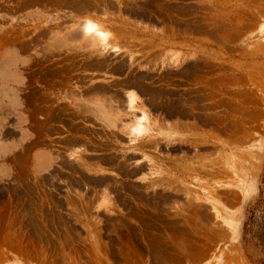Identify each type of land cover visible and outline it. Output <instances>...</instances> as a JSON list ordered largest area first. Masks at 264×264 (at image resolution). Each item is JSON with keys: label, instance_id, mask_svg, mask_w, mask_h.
I'll use <instances>...</instances> for the list:
<instances>
[{"label": "rangeland", "instance_id": "374dc122", "mask_svg": "<svg viewBox=\"0 0 264 264\" xmlns=\"http://www.w3.org/2000/svg\"><path fill=\"white\" fill-rule=\"evenodd\" d=\"M263 175L264 0H0V264H262Z\"/></svg>", "mask_w": 264, "mask_h": 264}, {"label": "trees", "instance_id": "16d2710c", "mask_svg": "<svg viewBox=\"0 0 264 264\" xmlns=\"http://www.w3.org/2000/svg\"><path fill=\"white\" fill-rule=\"evenodd\" d=\"M263 184H264V175H263ZM260 216L259 221L251 215L248 221H251V224L256 227V231L254 232V238L257 241L258 246L260 247L263 255H264V200L262 202V208L259 210ZM248 226V222L244 223V230H246ZM264 264V263H262Z\"/></svg>", "mask_w": 264, "mask_h": 264}, {"label": "crops", "instance_id": "0c3cea01", "mask_svg": "<svg viewBox=\"0 0 264 264\" xmlns=\"http://www.w3.org/2000/svg\"><path fill=\"white\" fill-rule=\"evenodd\" d=\"M235 225V227H237L238 225H236V224H234ZM236 229V228H235ZM233 246H234V244H233Z\"/></svg>", "mask_w": 264, "mask_h": 264}]
</instances>
